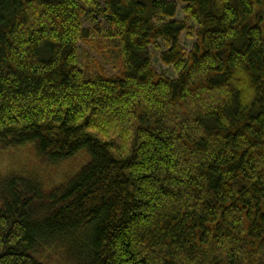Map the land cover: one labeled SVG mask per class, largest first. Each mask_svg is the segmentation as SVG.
<instances>
[{"label":"trees","instance_id":"obj_1","mask_svg":"<svg viewBox=\"0 0 264 264\" xmlns=\"http://www.w3.org/2000/svg\"><path fill=\"white\" fill-rule=\"evenodd\" d=\"M256 6L264 0H0V148L30 144L52 165L86 155L49 190L0 176V264H264ZM159 40L174 79L152 66ZM79 43L99 73L81 68Z\"/></svg>","mask_w":264,"mask_h":264},{"label":"rangeland","instance_id":"obj_2","mask_svg":"<svg viewBox=\"0 0 264 264\" xmlns=\"http://www.w3.org/2000/svg\"><path fill=\"white\" fill-rule=\"evenodd\" d=\"M175 1L177 0H170ZM183 5L177 4V12L174 17L175 20H184V14L182 12ZM258 17L261 18L259 26L264 34V6H256L254 9L253 16L247 21L249 24L257 23ZM91 27V22L85 23V27ZM188 26L192 28L191 32H183L179 37V43L184 52H189L193 47V44L196 41V37L194 31L196 30V26L189 22ZM104 38L99 40L96 38L98 42H101ZM109 43V42H107ZM106 43V44H107ZM80 44V43H79ZM87 49L84 43L79 45V61L82 69H88L89 73H99L101 70L97 68L92 62V59L89 61L88 66L85 68L86 62L84 56V50ZM102 50V47H99ZM168 46L162 40L157 42V45H152L149 47V54L151 58V63L154 69L158 74L164 75L168 78L174 79L177 76L174 68L171 66H165L160 61V55L162 52L166 51ZM91 51L92 57L96 63L104 68L105 71L111 73H115L111 65L108 64L107 55L104 52L100 54L97 49H88ZM84 56V57H83ZM86 162V155L84 153H79L76 156L66 160L60 164L52 165L48 164L44 160L40 159L33 146L28 144L25 146L11 148V149H1L0 148V176H3L7 173L18 172L22 173L26 176L33 178L34 180H38V182L46 189L49 190L54 188L62 183H64L69 177H71L75 172ZM50 252H45L47 256H49ZM45 256V255H44ZM46 257V256H45ZM54 257V256H53ZM47 258V257H46Z\"/></svg>","mask_w":264,"mask_h":264}]
</instances>
